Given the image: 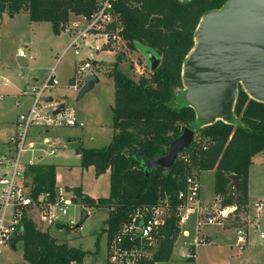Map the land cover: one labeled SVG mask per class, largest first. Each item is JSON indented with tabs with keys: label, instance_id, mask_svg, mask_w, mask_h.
Instances as JSON below:
<instances>
[{
	"label": "trees",
	"instance_id": "16d2710c",
	"mask_svg": "<svg viewBox=\"0 0 264 264\" xmlns=\"http://www.w3.org/2000/svg\"><path fill=\"white\" fill-rule=\"evenodd\" d=\"M100 1L0 0V13L6 9L10 14L27 11L32 22H49L53 32L60 35L71 16L91 18ZM229 1L119 0L115 4L118 22L122 24L120 34L127 46L136 50L134 44L139 42L154 49L161 57V64L149 76L135 79L119 69L122 59L119 56L109 74L115 87L112 139L101 148L76 145L83 168L94 167L96 176L110 172L107 197L95 199L84 194L81 187L68 189L84 205L108 211L104 230L108 242L137 208L155 205L165 195L171 198L175 212L181 205L178 191L185 188L188 176L199 172L214 171L215 194L222 197L223 206L233 205L236 200L228 176L240 175L244 200L239 206L248 204L253 157L264 153V102L252 99L239 86L233 119L199 126H195L196 110L188 103L180 106L176 102L177 90L184 87L183 66L195 46L202 18ZM183 127L196 133L193 144L183 153L186 159H179L169 170L150 168L146 177L145 162L165 155ZM26 176L32 180L34 196L55 192L56 165H32ZM180 234L179 217L174 213L149 264L170 260ZM21 242L24 264H83L89 253L60 242L32 222L26 223Z\"/></svg>",
	"mask_w": 264,
	"mask_h": 264
},
{
	"label": "rangeland",
	"instance_id": "374dc122",
	"mask_svg": "<svg viewBox=\"0 0 264 264\" xmlns=\"http://www.w3.org/2000/svg\"><path fill=\"white\" fill-rule=\"evenodd\" d=\"M3 15L0 27V149L9 136L16 134L19 114L25 112L32 101L30 95H22V92L30 91L33 85H41L55 67V78L60 84L45 94L54 101L42 103L40 110L46 114L55 105L64 104L68 110L73 109L80 117L83 128L58 126L56 123L51 126H34L29 140L41 143L43 137L47 136L54 141L57 151L52 156L42 152L33 154L26 152L23 161L33 158L36 163L41 159L44 164L56 165V183L60 188L82 186L95 199L109 196V171L96 176L94 167L83 168L81 156L76 153V145L80 144L84 148H101L110 143L113 135L112 106L115 87L109 74L113 71L117 58L121 56L118 67L125 74L135 79L149 76L150 71L144 55L137 50H131L124 40L119 45L109 47L111 53L95 52L84 47L80 55H76L74 50L62 55L72 37L91 24L92 19L71 16L61 31L62 35H56L51 23L32 22L26 11L10 14L6 9L0 13V18ZM102 30L101 32L104 31ZM101 32L93 29L91 34L97 35ZM21 49L33 55V59L19 57ZM87 58H90L93 71L98 75L100 82L78 100L79 93H76L69 83L78 65ZM101 58L104 60H94ZM185 92V85L177 90L176 102L180 106L187 104ZM47 104L52 105L45 108ZM58 120L63 121L62 118ZM200 124H203V121L198 119L195 126ZM196 176L201 187L202 208L206 209L200 215L194 212L186 218L181 225L182 233L174 245L170 260L156 264H264V240L260 238L261 232H264V208L258 215L253 207L256 201H264V153H258L253 157L248 204L236 215H230L218 225L204 223L206 213L215 210L217 205L214 172L203 171L196 173ZM85 213L82 227L77 231H58L54 226L48 228L41 224L39 226L42 231L48 232L60 242L88 251L83 264H108V240L104 233L107 228L108 211L88 208ZM198 220L201 222L200 225ZM256 224L258 226L254 228ZM239 226L249 231L248 246L242 251L237 245L238 237L235 235ZM197 238L206 242H200L195 247L194 258H187L184 252L190 253V244H194ZM23 248L22 242H18L15 248H3L0 253V264H24Z\"/></svg>",
	"mask_w": 264,
	"mask_h": 264
},
{
	"label": "built area",
	"instance_id": "2783aa9c",
	"mask_svg": "<svg viewBox=\"0 0 264 264\" xmlns=\"http://www.w3.org/2000/svg\"><path fill=\"white\" fill-rule=\"evenodd\" d=\"M118 1L101 0L98 10L90 18L92 19L91 24L72 37L62 55L70 50H74L76 55H80L81 49L84 47L93 49L95 52L111 53L112 50L109 47L119 45L124 40L120 34L122 24L118 22L115 8ZM77 25L76 23L75 26ZM93 29L97 32H101V29L104 31L92 35ZM108 29L112 31H108ZM105 47L108 48L105 49ZM18 54L21 57L30 56L25 49H21ZM89 59L81 61L70 80L69 86L76 93H79L84 86L88 73L93 71ZM55 69L53 67L41 85H33L30 91L22 92V95H30L32 102L25 112L19 114L17 132L9 139L11 147L0 158L2 169L0 174V253L3 248H15L14 244L21 242L27 222H32L40 230L39 225L41 224L45 225L46 228L54 226L58 231H77L82 227L81 223L86 214L85 210L88 211V208H93L84 205L71 190L58 186L54 193L43 192L34 196L32 180L26 176L29 167L38 165L39 161L36 163L31 158L24 162V153L42 152L52 156L57 151L54 141L52 142L47 136L43 137L41 143L29 140L34 126H51L56 123L58 126L82 127V123L73 109L68 110L65 107L60 114L54 118L50 117L49 113L61 104L55 105L46 114L40 110L41 104L47 102L45 94L60 84L55 78ZM48 105L52 104H47L45 108H48ZM58 118H62L63 121L58 120ZM46 146L47 148H45ZM179 159L185 160L186 156L182 153ZM177 199L181 205L177 207L175 212L172 200L168 195L161 198L155 205L137 208L130 220L124 223L117 234L108 242V263L149 264L158 249L160 239L163 237V230L167 227L174 213L179 217V226L181 227L190 214L197 212L200 215L206 209V207L202 208L201 187L196 175L187 177L186 186L178 191ZM216 200L215 210L205 215L204 223L206 224L218 225L230 215H236L242 208L236 204L222 206V197L219 195H216ZM253 207L257 214L260 213L264 208V201H256ZM200 224L201 222L198 220V225ZM257 226L258 224L254 228ZM235 235L238 237L239 249L244 250L248 246L249 231L243 226H239ZM260 238L264 240V232H261ZM200 242L205 243L206 241H200L197 238L189 249L190 253L184 252V255L187 258H194L195 247Z\"/></svg>",
	"mask_w": 264,
	"mask_h": 264
},
{
	"label": "water",
	"instance_id": "95a60500",
	"mask_svg": "<svg viewBox=\"0 0 264 264\" xmlns=\"http://www.w3.org/2000/svg\"><path fill=\"white\" fill-rule=\"evenodd\" d=\"M154 73L161 64L160 55L139 42L134 44ZM100 79L90 71L79 91L78 100L92 90ZM185 100L196 110L204 124L217 120L233 119L238 88L254 100L264 102V0H230L220 10L206 14L197 29L196 43L183 66ZM52 97L46 98L53 102ZM65 109L63 104L52 110L54 118ZM195 130L183 127L173 139L168 152L145 162V176L150 168H173L182 153L195 140ZM80 154V150H76ZM230 189L236 194L237 206L244 200L240 185L241 176L231 174Z\"/></svg>",
	"mask_w": 264,
	"mask_h": 264
},
{
	"label": "crops",
	"instance_id": "0c3cea01",
	"mask_svg": "<svg viewBox=\"0 0 264 264\" xmlns=\"http://www.w3.org/2000/svg\"><path fill=\"white\" fill-rule=\"evenodd\" d=\"M27 12V11H26ZM7 14V13H6ZM6 14H4V15H6ZM4 15L2 16V18H0V20H1V23H0V27H1V24H2V20H3V17H4ZM15 16V15H14ZM14 16H10V18H13ZM60 35H62V33L60 34ZM26 47H28V46H26ZM29 54V53H28ZM19 55V54H18ZM30 55V54H29ZM31 56V58H29ZM29 57H27V58H29V59H33V55H30ZM19 57H21V56H19ZM21 58H26V57H21ZM94 60H96V61H100V60H104L103 58H101V59H94ZM36 81H37V79H36ZM32 102V101H31ZM31 102L29 103V105L27 106V109L30 107V105H31ZM79 118V120H80V122L82 123V127H80V128H83V122H82V120L80 119V117H78ZM10 137H12V136H9V138H7V140L5 141V143H3V145H2V147L3 148H1L0 149V157L1 156H3L4 154H6L8 151H9V149H10V147H11V145H10V143H9V139H10ZM112 139V138H111ZM91 148V147H90ZM80 155V154H79ZM39 164H44L42 161H41V159L39 160ZM2 170V169H1ZM214 172V171H213ZM2 173V171L0 172V174ZM110 173V172H109ZM249 180H250V170H249V178H248V196H249ZM214 186H215V181H214ZM64 188H66V189H71V188H77V187H69V186H66V187H64ZM81 188H82V190H83V193L84 194H86V195H88V196H90L87 192H86V190L81 186ZM214 190H215V187H214ZM91 197V196H90ZM182 233V232H181ZM181 235V234H180ZM179 235V236H180ZM206 237H208V238H210V236H206ZM179 238V237H178ZM178 240V239H177ZM190 245H193V244H190ZM75 247V246H74ZM191 247V246H190ZM82 248V247H81ZM72 264H74V263H72Z\"/></svg>",
	"mask_w": 264,
	"mask_h": 264
}]
</instances>
